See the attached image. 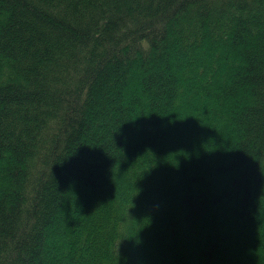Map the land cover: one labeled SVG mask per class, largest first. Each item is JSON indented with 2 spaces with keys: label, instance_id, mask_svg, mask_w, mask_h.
<instances>
[{
  "label": "trees",
  "instance_id": "16d2710c",
  "mask_svg": "<svg viewBox=\"0 0 264 264\" xmlns=\"http://www.w3.org/2000/svg\"><path fill=\"white\" fill-rule=\"evenodd\" d=\"M0 264H264V0H0Z\"/></svg>",
  "mask_w": 264,
  "mask_h": 264
}]
</instances>
